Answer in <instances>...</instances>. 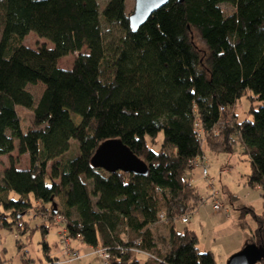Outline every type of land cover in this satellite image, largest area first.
<instances>
[{
  "label": "trees",
  "instance_id": "1",
  "mask_svg": "<svg viewBox=\"0 0 264 264\" xmlns=\"http://www.w3.org/2000/svg\"><path fill=\"white\" fill-rule=\"evenodd\" d=\"M31 32L52 47L25 46ZM84 49L71 69L58 66ZM36 84L43 91L35 103L26 88ZM246 93L251 118L238 121L235 105ZM18 107L32 113L25 130ZM108 139L121 140L148 174L92 167ZM237 143L250 165L247 184L264 196V0H170L136 31L125 0H107L102 11L98 0H0V156L17 149L29 159L27 169L10 159L0 174L3 229L23 231L22 217L39 204L64 219L65 238L106 248L108 264H215L176 223L201 205L188 175L202 145L231 153ZM50 219L37 225L43 235ZM157 222L169 225L166 238L154 237ZM257 229L252 243L263 246L264 227Z\"/></svg>",
  "mask_w": 264,
  "mask_h": 264
},
{
  "label": "rangeland",
  "instance_id": "2",
  "mask_svg": "<svg viewBox=\"0 0 264 264\" xmlns=\"http://www.w3.org/2000/svg\"><path fill=\"white\" fill-rule=\"evenodd\" d=\"M106 3L107 0H98L101 11ZM133 8L134 0H125V14L127 16L132 13ZM222 8L227 13L232 10L227 5ZM190 40L202 55L204 44L197 32L190 31ZM23 44L32 49L42 45L48 48L52 47L48 41L32 32L24 38ZM82 53L87 52L84 49L81 52H75L60 58L58 66L65 70L71 69L76 57ZM202 57L204 58L203 55ZM26 90L33 96L36 103L41 96L43 86L40 84L28 85ZM246 94L235 105L234 111L238 121H242L249 116L251 118L249 110L252 103L249 93ZM17 113L20 117L22 129L25 130L32 123V113L19 107ZM73 119L76 123L79 121L77 117H73ZM157 140L161 142L162 133L158 135ZM202 148H204V155L199 160H195L192 164L193 169L188 175L191 176L190 178L197 188L201 205L190 216L188 223L183 224L180 220L176 225L177 229L181 230L186 226L193 231L199 241L197 247L200 252H211L215 264H226L233 254L258 238V235H255L256 232L253 231L255 228H258L259 230H257L262 233L260 228L264 227V196H261L260 189L247 184L250 165L247 156L242 153L241 146L238 143L231 153H213L207 150L205 144L202 145ZM215 151L217 152L218 149ZM10 159L14 161L16 168L27 169L29 166L28 155H18L17 149H15L10 155L0 156V174L9 166ZM202 165L207 167L208 176L211 179L203 178ZM50 168L51 163H48V173ZM208 180L213 182L214 187L207 184ZM209 188L214 191L211 193ZM5 198V195L2 194L1 199ZM57 201L58 205L62 206V197H58ZM211 203L213 206L218 205V209L212 210ZM243 209L251 212L245 213L246 211H243ZM241 211L246 215L242 216ZM5 214L8 215V212H5ZM50 218L56 219H53L54 223L49 225L47 235H43L41 228L37 225L41 223L49 224L48 221L52 220ZM44 220H47V222H44ZM59 220L64 222L61 216L56 217L51 212L43 209L41 205L36 204L22 217V221H24L22 223L23 231L6 230L0 224V264H105L104 261L107 259H104L103 253L106 248L90 249L78 239L71 240L67 238L62 240L61 235L63 233L59 231L62 225H58ZM168 227L167 222H157L151 227L154 237L156 239H159V237L166 238ZM42 241L47 243L49 248L47 252L54 260L48 262L49 256L43 252ZM157 241L158 248L164 252L165 245L161 244L160 240ZM144 257L148 260H156V257L150 254L144 255ZM159 260H157L158 263ZM257 264H264V261Z\"/></svg>",
  "mask_w": 264,
  "mask_h": 264
},
{
  "label": "water",
  "instance_id": "3",
  "mask_svg": "<svg viewBox=\"0 0 264 264\" xmlns=\"http://www.w3.org/2000/svg\"><path fill=\"white\" fill-rule=\"evenodd\" d=\"M170 0H134V8L128 16L129 26L136 31L156 10L165 6ZM182 3L184 0H176ZM94 168H101L108 173L121 171L134 175L148 174L146 164L135 156L119 139H108L98 145L90 159ZM264 261V246L249 243L239 252L233 254L226 264H257Z\"/></svg>",
  "mask_w": 264,
  "mask_h": 264
},
{
  "label": "built area",
  "instance_id": "4",
  "mask_svg": "<svg viewBox=\"0 0 264 264\" xmlns=\"http://www.w3.org/2000/svg\"><path fill=\"white\" fill-rule=\"evenodd\" d=\"M202 172H203V178H205V179H207L208 178V173H207V167L205 166V165H202ZM209 182V183H208ZM208 184H209V186H211V187H213V185H212V181H209L208 180ZM214 191V190H213ZM213 208L216 210V209H218V205H215V206H213ZM185 220L186 219H183V222H185ZM64 237V235L62 236V238ZM64 239H67V238H63L62 240H64ZM105 252L103 253V256L105 257L104 259H107L106 261H104V263L105 264H107L106 262L108 261V259H109V254H108V252L106 251V250H104Z\"/></svg>",
  "mask_w": 264,
  "mask_h": 264
},
{
  "label": "crops",
  "instance_id": "5",
  "mask_svg": "<svg viewBox=\"0 0 264 264\" xmlns=\"http://www.w3.org/2000/svg\"><path fill=\"white\" fill-rule=\"evenodd\" d=\"M212 210H213V209H212ZM198 243H199V241H198ZM198 249H199V248H198ZM48 255H50L49 252H48Z\"/></svg>",
  "mask_w": 264,
  "mask_h": 264
}]
</instances>
